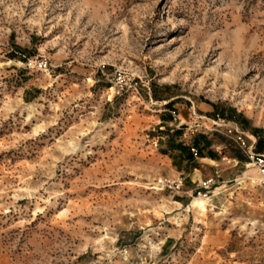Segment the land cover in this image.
Segmentation results:
<instances>
[{
	"label": "rangeland",
	"instance_id": "rangeland-1",
	"mask_svg": "<svg viewBox=\"0 0 264 264\" xmlns=\"http://www.w3.org/2000/svg\"><path fill=\"white\" fill-rule=\"evenodd\" d=\"M253 125L264 0H0V264H264V182L225 134ZM198 134L216 161L181 171Z\"/></svg>",
	"mask_w": 264,
	"mask_h": 264
},
{
	"label": "crops",
	"instance_id": "crops-1",
	"mask_svg": "<svg viewBox=\"0 0 264 264\" xmlns=\"http://www.w3.org/2000/svg\"><path fill=\"white\" fill-rule=\"evenodd\" d=\"M238 112V111H236ZM244 116V115H243ZM245 117V116H244ZM178 118V119H177ZM173 117L174 123H170V124H175V127H178L180 125L183 124H188L186 120H190V122L193 121H201L202 118L208 119V120H212L213 122H218L221 120H224L223 125H221V129L222 127H226L230 122L239 124L238 122H236L233 118H230L228 116V112L227 110H223L222 107H218V106H213V105H209L207 103L204 102H198L194 105L193 110H189V114L186 116V118H184V120L179 119V117ZM247 118V117H245ZM252 129L254 130V132L250 135H246L247 136V143L252 145V148L255 152L258 153H264V146L262 145H256V142L258 139H260V142L264 143V131L262 129H260V127L253 125ZM209 149H212V147L210 146ZM215 151V150H214ZM217 152V151H216ZM218 154V153H217ZM178 158L180 159L179 162V167L181 169V171L185 170H193L195 169V167L191 168V164L192 161L188 160V159H184V158H180L178 156ZM209 159L211 161H216L215 159L205 156V157H197L196 159Z\"/></svg>",
	"mask_w": 264,
	"mask_h": 264
},
{
	"label": "trees",
	"instance_id": "trees-1",
	"mask_svg": "<svg viewBox=\"0 0 264 264\" xmlns=\"http://www.w3.org/2000/svg\"><path fill=\"white\" fill-rule=\"evenodd\" d=\"M166 104H168V106H172V101H169ZM228 116L230 118H233L236 122L240 123L241 125L247 122V118H245L244 116L240 120L238 118L239 115L236 112L232 113L230 115L228 114ZM183 128H184V125H181V127L179 129L169 128L168 131H170V132L174 131L177 134L182 135L183 132L181 130ZM250 131L252 133L254 132V130L252 128H250ZM228 138H229V140L232 143H234V141L230 137H228ZM202 139H203L204 142L200 143L202 141ZM172 141L173 140H171V147L178 150V152H179L178 156L180 158H184V159H188V160L192 161V164L195 162L197 157L208 156V157H211L213 159L217 158V152L214 151L213 149H209V147L212 146V143H211V140L206 135H203V134L196 135L193 138L191 143H185L181 139H179V141H177L176 143H174V142L172 143ZM256 145H262V142H260V139L257 140ZM237 148L239 149V151H240V153L242 155L238 159L239 160H243L244 159V160H246L248 162V158L244 154V152L238 146H237ZM256 153H258V152H256ZM193 167H196V165H194Z\"/></svg>",
	"mask_w": 264,
	"mask_h": 264
},
{
	"label": "built area",
	"instance_id": "built-area-1",
	"mask_svg": "<svg viewBox=\"0 0 264 264\" xmlns=\"http://www.w3.org/2000/svg\"><path fill=\"white\" fill-rule=\"evenodd\" d=\"M223 123L224 120H221L218 126L220 127ZM225 134L244 152L248 158L247 163L252 164L258 169L264 182V153L254 152L252 145L248 144L245 139L244 131H241L238 128H227Z\"/></svg>",
	"mask_w": 264,
	"mask_h": 264
},
{
	"label": "bare ground",
	"instance_id": "bare-ground-1",
	"mask_svg": "<svg viewBox=\"0 0 264 264\" xmlns=\"http://www.w3.org/2000/svg\"><path fill=\"white\" fill-rule=\"evenodd\" d=\"M248 165H250V164H248Z\"/></svg>",
	"mask_w": 264,
	"mask_h": 264
}]
</instances>
